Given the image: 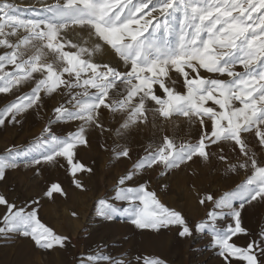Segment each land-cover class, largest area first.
<instances>
[{"label": "snow or ice", "instance_id": "obj_1", "mask_svg": "<svg viewBox=\"0 0 264 264\" xmlns=\"http://www.w3.org/2000/svg\"><path fill=\"white\" fill-rule=\"evenodd\" d=\"M12 8L7 0H0V47L7 49L0 54V93L28 83L34 86L0 108V125L18 123V116L39 107L41 93L51 95L63 89H67L69 99L54 109L56 119L81 124L65 137L54 135L46 126L26 150L7 149L0 155V179L29 153H35L31 158L35 165L63 157L73 176L91 171L74 160L75 149L87 144V126L103 128L101 109L123 113V129L148 123L149 112L165 120L180 115L189 124L199 123L202 131L198 141L178 144L165 135L155 149L149 146L151 150L134 168L177 169L193 157L207 160L211 145L231 143L233 151L238 149L244 159L235 164L228 163L224 155L219 159L228 163L230 171L244 169L251 174L218 198L211 193L201 198V204L213 201L214 207L208 213L211 223L197 227L212 229L214 244L227 264H231L230 258L264 264L259 259L264 257V238L246 247L232 242L237 234L247 231L233 202L240 201L243 208L257 199L264 201V163L256 158L247 139L254 135L264 148V0H54L42 10L47 15L36 19L21 18L10 11ZM75 28L87 30L89 38H95L90 46L88 41L80 44L67 38V32ZM11 37H17L15 42ZM105 47L123 62V71L94 60ZM178 81L183 91L178 90ZM149 104L154 107L150 109ZM117 155L128 157L129 149L124 147ZM131 178L129 173L118 183L123 185ZM74 183L83 187L78 180ZM62 191L59 184H52L46 194ZM116 199L143 205L125 209L141 229L180 225L181 236L191 234L181 212L165 207L145 185L118 187ZM99 203L104 209L101 215L110 217L116 211L107 201ZM0 205L7 208L0 234L22 231L48 249L63 246L67 240L41 223L35 209L17 208L3 195ZM226 214L233 217L234 226L218 229L215 221ZM143 264L165 262L144 258Z\"/></svg>", "mask_w": 264, "mask_h": 264}, {"label": "rangeland", "instance_id": "obj_2", "mask_svg": "<svg viewBox=\"0 0 264 264\" xmlns=\"http://www.w3.org/2000/svg\"><path fill=\"white\" fill-rule=\"evenodd\" d=\"M13 5L10 10L24 19H36L47 15L43 12L45 5L54 0H7ZM0 11V15H2ZM21 33L23 30H20ZM67 38L74 43L95 40L89 38L88 31L80 28L70 29ZM13 42L17 37L10 38ZM67 50V49H66ZM7 49L0 47V54ZM98 63H109L121 71L125 65L108 47L94 56ZM241 68L237 66V71ZM217 78L215 74L203 73ZM37 78H39L37 76ZM173 79H176L174 76ZM32 83L13 89L12 92L0 93V108L13 102L18 96L30 91ZM178 90L183 91L178 81ZM67 89L51 95L41 93L43 100L39 107H33L18 116V123L0 125V155L7 149L26 150L28 146L50 127L54 135L65 137L75 132L81 121L57 120L54 109L69 99ZM151 109L154 104H149ZM148 123L121 128L125 115L101 109L100 123L103 128L90 125L86 127V145H77L74 160L83 163L91 171L77 172L73 176L71 166L63 157L54 162L35 165L31 158L21 156L15 168L5 171L0 179V195L9 203L26 211L36 210L41 223L50 227L55 233L67 237L61 245L51 249L36 243L22 231L0 234V264H143L144 258H159L165 264H227L214 244V233L210 227L199 229L197 225L211 223L208 213L213 210V201L201 204L200 200L211 193L215 197L223 195L243 182L250 170H228V163H237L244 158L238 149L228 142H218L208 149L209 157L204 160L193 157L177 169L165 170L163 166L135 169L134 165L146 155V151L155 149L165 135L176 143L190 141L195 143L201 135L199 123L189 122L180 115L165 120L149 112ZM51 121V123H49ZM210 130V129H209ZM47 135V134H45ZM249 146L256 153V158L264 163V148L259 146L254 135L247 136ZM151 146V149L150 147ZM124 147L129 149V156L117 153ZM224 155L228 163L219 159ZM38 158V157H37ZM164 173L163 175L161 173ZM132 173V178L119 185V180ZM78 180L83 187H77ZM52 184H59L61 192L46 193ZM145 185L154 192L157 199L167 208L181 212L191 234L181 236L180 225H169L160 229H141L132 223L133 216L125 209L142 208L136 201L116 199L118 187L137 188ZM107 201L116 211L112 215H101L104 211L100 201ZM240 201H234V208L241 213V225L247 231L233 237L234 243L246 247L251 241L259 242L264 233V201L257 199L240 208ZM7 208L0 205V227H4L3 216ZM234 219L226 214L215 221L218 229L226 230L234 226ZM259 252V248L257 249ZM140 258L139 260L137 258ZM231 264L246 262L230 258ZM264 260V257H259Z\"/></svg>", "mask_w": 264, "mask_h": 264}]
</instances>
